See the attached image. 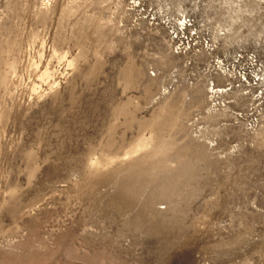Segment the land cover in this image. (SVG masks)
<instances>
[{
	"label": "rangeland",
	"instance_id": "obj_1",
	"mask_svg": "<svg viewBox=\"0 0 264 264\" xmlns=\"http://www.w3.org/2000/svg\"><path fill=\"white\" fill-rule=\"evenodd\" d=\"M0 264H264V0H0Z\"/></svg>",
	"mask_w": 264,
	"mask_h": 264
},
{
	"label": "built area",
	"instance_id": "obj_2",
	"mask_svg": "<svg viewBox=\"0 0 264 264\" xmlns=\"http://www.w3.org/2000/svg\"><path fill=\"white\" fill-rule=\"evenodd\" d=\"M184 23H185V25H186V22H184ZM185 25H184V26H185ZM184 26H183V27H184Z\"/></svg>",
	"mask_w": 264,
	"mask_h": 264
}]
</instances>
